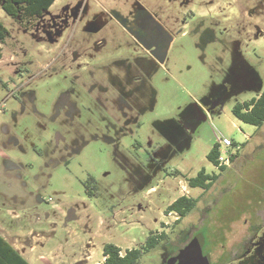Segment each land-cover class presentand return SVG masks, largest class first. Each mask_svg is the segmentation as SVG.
I'll use <instances>...</instances> for the list:
<instances>
[{"label": "rangeland", "instance_id": "rangeland-1", "mask_svg": "<svg viewBox=\"0 0 264 264\" xmlns=\"http://www.w3.org/2000/svg\"><path fill=\"white\" fill-rule=\"evenodd\" d=\"M77 3L86 11L58 43L0 6V223L30 264H98L107 244L125 255L162 232L141 264H164L168 245L208 241L210 224L240 221L264 193V125L233 114L264 91V0H56L50 13ZM140 7L175 37L164 64L130 82ZM221 135L239 146L225 170L207 159ZM203 169L218 177L208 191L187 181ZM181 196L199 202L175 224Z\"/></svg>", "mask_w": 264, "mask_h": 264}, {"label": "flooded vegetation", "instance_id": "flooded-vegetation-1", "mask_svg": "<svg viewBox=\"0 0 264 264\" xmlns=\"http://www.w3.org/2000/svg\"><path fill=\"white\" fill-rule=\"evenodd\" d=\"M3 4L4 2H2L0 6L5 14L13 21L20 24L21 28L24 27L23 29L26 32H31L34 29V32L38 35L43 34L44 37L53 42H59L68 25V20L72 18L77 20L82 17L86 11V7H84L83 3H77L75 6H68L61 14L56 15L50 13V9L54 5L52 4L47 10H44L40 14L28 15L25 14V12H18L16 16L13 17L3 8ZM135 12H137L136 17H132ZM131 13L130 36L137 49L142 53L134 59L135 67L132 66L131 63L125 65L124 62H121L122 65L126 66L127 81L129 80L130 82L141 80V74H145L146 76V74H149L152 66L159 64L151 52L143 47L134 36V32H136L139 36L143 38L146 37L141 30H134L135 22L142 16L140 8H137ZM152 14L165 26L154 13ZM40 23L41 30L38 29ZM165 28L175 37L166 26ZM160 48H162L161 45ZM233 162L234 161H232L231 164H233ZM206 174L211 178L213 176L212 173L208 174L206 172ZM240 217V221L232 222L229 226L214 228V224H210L209 232L211 231L213 236L209 237L208 241L205 239L203 255H208L210 257L211 264H264V193L258 192L256 196L254 195V199H249V204L241 210ZM195 236L196 235H193L189 241L178 247H170L168 245V249L164 256V264H178L176 258L180 254V251L184 249ZM206 247L207 250L205 252Z\"/></svg>", "mask_w": 264, "mask_h": 264}, {"label": "trees", "instance_id": "trees-1", "mask_svg": "<svg viewBox=\"0 0 264 264\" xmlns=\"http://www.w3.org/2000/svg\"><path fill=\"white\" fill-rule=\"evenodd\" d=\"M56 0H0V4L4 2L3 8L13 17L19 12L25 14H40L47 10ZM9 36L8 29L0 20V60H2L1 45ZM234 116L244 124L261 128L264 125V91L258 98H253L250 101L237 104L233 109ZM218 144H215L207 159L212 164H217ZM238 154V153H237ZM237 154L233 157L237 156ZM227 167H222L225 170ZM217 176L212 178L206 174V171L201 170L196 177L188 179V184L192 188H201L208 191L217 181ZM97 190L98 184L92 177L86 183V192L89 197H93L90 189ZM199 199L188 196H181L176 199L167 208V213H176L178 223L183 217L190 213L198 204ZM168 236L162 232L159 235H150L147 238L146 245L138 249L126 251L125 255H121V249L113 244H107L104 247V261L98 264H141V258L145 250L155 248L161 239H166ZM0 264H30L9 243L0 237ZM4 247V248H2ZM5 249V250H4Z\"/></svg>", "mask_w": 264, "mask_h": 264}, {"label": "water", "instance_id": "water-1", "mask_svg": "<svg viewBox=\"0 0 264 264\" xmlns=\"http://www.w3.org/2000/svg\"><path fill=\"white\" fill-rule=\"evenodd\" d=\"M142 16L135 22V31L141 30L146 37L139 36L134 32L135 38L145 47L159 64L163 65L174 42V36L159 22L152 13L140 7ZM160 45L162 48H160ZM205 239L202 233L180 251L176 258L178 264H211L210 257L203 255Z\"/></svg>", "mask_w": 264, "mask_h": 264}, {"label": "built area", "instance_id": "built-area-1", "mask_svg": "<svg viewBox=\"0 0 264 264\" xmlns=\"http://www.w3.org/2000/svg\"><path fill=\"white\" fill-rule=\"evenodd\" d=\"M218 146V157H217V164H215L216 168L221 167H229L231 165L233 157L236 155L237 151L239 150V146L235 145V142L223 135H221L217 143ZM173 213H169V215H172ZM176 215V219H178V215Z\"/></svg>", "mask_w": 264, "mask_h": 264}, {"label": "crops", "instance_id": "crops-1", "mask_svg": "<svg viewBox=\"0 0 264 264\" xmlns=\"http://www.w3.org/2000/svg\"><path fill=\"white\" fill-rule=\"evenodd\" d=\"M0 237L3 238L7 243H9L10 246L14 250H16L23 258L26 259L25 254H24L25 249H23L22 243L18 240V238L16 236V232H12V231L8 230L3 224L0 223ZM2 248H4V247H2Z\"/></svg>", "mask_w": 264, "mask_h": 264}]
</instances>
